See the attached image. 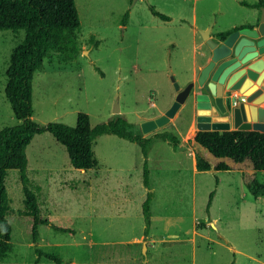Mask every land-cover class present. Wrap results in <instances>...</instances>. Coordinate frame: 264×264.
<instances>
[{"label": "rangeland", "instance_id": "obj_1", "mask_svg": "<svg viewBox=\"0 0 264 264\" xmlns=\"http://www.w3.org/2000/svg\"><path fill=\"white\" fill-rule=\"evenodd\" d=\"M74 1L81 52L71 62L47 59L35 73L33 120L74 127L82 112L93 127L119 116L134 124L144 138L172 132L184 148L174 151L157 141L149 151L153 200L145 238L142 204L147 191L136 144L102 135L92 144L93 168L80 171L70 165L65 148L50 134L35 136L26 150L27 175L40 214L74 232L40 226L36 247L59 256L62 264H143L145 260L146 264H264V198L249 194L239 166L215 172L217 187L210 171L195 168L197 93H190L165 126L148 134L140 128L164 115L175 101L168 68L183 89L209 63L211 50L199 31L210 28L212 41H221L217 31L255 21L257 14L260 20V9L242 5L258 0ZM149 6L169 21L154 17ZM23 39V31H0V130L19 124L4 89L10 55ZM200 93L206 94V89ZM115 103L119 115L113 114ZM255 178L264 181V171ZM5 185L12 241L1 264H34L37 257L17 170L7 172ZM37 264L54 263L42 258Z\"/></svg>", "mask_w": 264, "mask_h": 264}, {"label": "trees", "instance_id": "obj_2", "mask_svg": "<svg viewBox=\"0 0 264 264\" xmlns=\"http://www.w3.org/2000/svg\"><path fill=\"white\" fill-rule=\"evenodd\" d=\"M260 9L264 0L250 5ZM151 14L163 21L169 18L148 7ZM128 13L122 20L125 24ZM218 33L223 40L231 32L244 28ZM81 24L74 0H0V31H23L24 39L11 53L6 70L5 97L10 104L18 125L0 130V264L7 257L12 241V226L7 219L10 200L5 185L9 170H17L24 195V207L29 217L28 233L37 264L42 258L54 264H62L59 256L37 248L39 227L47 226L56 232L72 235L73 230L53 224L40 214L38 198L30 187L27 175V147L35 136L50 134L66 150L70 165L80 171L94 166L93 142L102 135H114L136 144L143 157L142 185L146 189L142 204L145 222L144 237L149 234L151 223V203L153 193L149 184L148 158L152 145L157 141L167 143L174 151L183 150L181 139L172 132H162L144 138L135 131V125L122 117L91 126L89 116L79 112L74 127L62 123L41 125L33 120L32 82L36 72L44 67V61L56 57L62 62L74 61L81 52L77 35ZM96 47V45H95ZM99 71L98 68H96ZM195 155V168L198 172L210 171L218 185L215 172H229L239 166L242 179L249 194L254 199L264 198V181L255 176L264 171V133L257 131L197 132L192 144ZM215 190L209 194L207 211L212 204Z\"/></svg>", "mask_w": 264, "mask_h": 264}, {"label": "water", "instance_id": "obj_3", "mask_svg": "<svg viewBox=\"0 0 264 264\" xmlns=\"http://www.w3.org/2000/svg\"><path fill=\"white\" fill-rule=\"evenodd\" d=\"M136 1L132 0V4ZM260 10L261 16L256 28L237 29L219 44L210 38V28L199 31L202 40L211 50L209 63L200 70L198 79L183 89L168 68L170 81L177 93L175 101L164 115L140 125L143 134L168 124L192 91L197 93L195 127L198 132L230 131L231 115L233 127L237 131L264 133V61L261 58L264 55V7ZM204 85L214 98V105L208 94L200 93ZM224 91L235 95L232 98L229 95L224 102ZM113 114H120L117 103L113 107ZM145 252L144 246L143 255ZM143 264H146V260Z\"/></svg>", "mask_w": 264, "mask_h": 264}, {"label": "crops", "instance_id": "obj_4", "mask_svg": "<svg viewBox=\"0 0 264 264\" xmlns=\"http://www.w3.org/2000/svg\"><path fill=\"white\" fill-rule=\"evenodd\" d=\"M258 13V12H257ZM257 19L255 21H250V22H247L243 25H239V26H233L232 28L228 29V30H225V31H217V33H222V32H226V31H229V30H232L234 28H237V27H240V26H252V27H255L257 25H259V18H258V14H257ZM217 43L219 44L220 41H217ZM264 61V55L261 57ZM228 98V93H225L224 91V102L227 101ZM263 108H264V105H263ZM229 130H233V126H232V123L230 122V129ZM195 165V164H194ZM195 169V168H194ZM198 172V171H197ZM152 204V203H151Z\"/></svg>", "mask_w": 264, "mask_h": 264}, {"label": "flooded vegetation", "instance_id": "obj_5", "mask_svg": "<svg viewBox=\"0 0 264 264\" xmlns=\"http://www.w3.org/2000/svg\"><path fill=\"white\" fill-rule=\"evenodd\" d=\"M257 26H258V25H257ZM257 26H255V27L247 26V27H249V28H256ZM202 88H205V89H206V94L209 95V97H210V102H211L212 105H214V98L210 95V93H209V91H208L206 85H204ZM229 121L232 123V126H233V120H232L231 115H229ZM233 130H237V128L233 127Z\"/></svg>", "mask_w": 264, "mask_h": 264}, {"label": "bare ground", "instance_id": "obj_6", "mask_svg": "<svg viewBox=\"0 0 264 264\" xmlns=\"http://www.w3.org/2000/svg\"><path fill=\"white\" fill-rule=\"evenodd\" d=\"M193 129V128H192ZM192 131V130H191Z\"/></svg>", "mask_w": 264, "mask_h": 264}]
</instances>
